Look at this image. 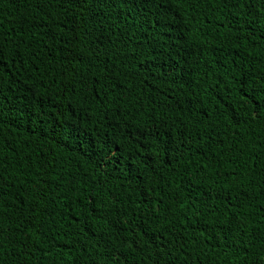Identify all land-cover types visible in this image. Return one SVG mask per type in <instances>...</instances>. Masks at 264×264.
Instances as JSON below:
<instances>
[{
    "label": "trees",
    "instance_id": "1",
    "mask_svg": "<svg viewBox=\"0 0 264 264\" xmlns=\"http://www.w3.org/2000/svg\"><path fill=\"white\" fill-rule=\"evenodd\" d=\"M0 264H264V0H0Z\"/></svg>",
    "mask_w": 264,
    "mask_h": 264
}]
</instances>
